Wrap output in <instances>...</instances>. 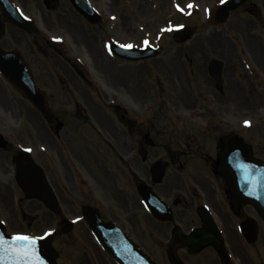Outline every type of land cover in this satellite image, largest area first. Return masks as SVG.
Instances as JSON below:
<instances>
[{
	"label": "flooded vegetation",
	"instance_id": "flooded-vegetation-1",
	"mask_svg": "<svg viewBox=\"0 0 264 264\" xmlns=\"http://www.w3.org/2000/svg\"><path fill=\"white\" fill-rule=\"evenodd\" d=\"M10 1L30 22L21 28L0 7V48L12 54L16 69L29 68L47 95L52 122L1 73L0 93L11 94L21 114L35 113L44 124L36 126L29 161L43 168L55 199L48 208L27 199L17 183L11 192L20 194L19 202L39 204L43 215L36 221L47 220L59 259L65 251L57 241L65 235L66 264H117L90 228L101 222L117 226L154 264H173L171 256L184 264H223L215 235L229 264H264V220L234 191L222 165L225 148L233 145L264 162V0H247L217 25L225 29L207 36L208 44L175 46L174 69L163 51L143 61L113 56L115 84L102 78L115 91L113 100L92 94L97 84L89 64L66 50L68 42L79 44L76 30L86 47L105 48L104 15L92 24L70 0ZM220 36L227 45L216 44ZM152 65L158 66L155 83ZM12 144L0 148L6 154L0 164L7 161L16 179L13 159L27 151ZM141 189L154 192L162 219L147 210ZM201 231L211 244L199 248L193 236Z\"/></svg>",
	"mask_w": 264,
	"mask_h": 264
},
{
	"label": "rangeland",
	"instance_id": "rangeland-1",
	"mask_svg": "<svg viewBox=\"0 0 264 264\" xmlns=\"http://www.w3.org/2000/svg\"><path fill=\"white\" fill-rule=\"evenodd\" d=\"M91 2L105 17L103 25V36L106 37L105 48L86 47L84 43L86 39H83L80 30L78 32L76 30L75 33L79 44L75 46L68 44V42L66 44L68 49L66 47V50L70 56L80 59L79 61L84 64L87 61L90 66L88 69L89 76L97 84V89L91 86L90 90L93 95H96V92L100 93L103 100H105L103 97L104 93L111 97V100H113L115 93L114 90L105 86L106 82L103 79L113 84L118 75L114 70V67H116L115 60L106 47L111 40H116L120 37L121 41L136 42L140 46L147 37L146 41L149 43L163 47V56H166L168 61L172 63L167 66L170 69H174L179 63L178 55L174 53L176 51L175 46L178 44L172 38L175 29L182 26L191 27L194 36L185 45L195 46L203 44V42L208 44L207 36L226 27L217 26L211 20L221 0H91ZM189 4H192L193 7L188 8ZM177 5H180L184 11L181 12ZM43 27L44 24L42 25ZM60 37L62 38V35ZM216 44L227 45L228 42L224 37L220 36L217 38ZM85 53L88 55H86L87 58L85 60L79 57V54L85 56ZM196 56L201 57V54H196ZM158 60H154V63ZM155 65H152L151 76L149 77L150 80H154V83L158 68ZM59 67L57 72L66 77ZM129 71L126 74H129ZM159 74L167 78V73L162 74L160 72ZM124 91L127 92L126 88H124ZM121 99L125 101L128 97L122 96ZM22 111L23 113L21 114L19 102L11 94L7 98L5 94L0 93V132L13 143V147L21 145L33 147L36 140V126H43L44 124L41 123L40 118L35 113H29L23 109ZM166 121H161V124L163 125ZM5 155H0V158ZM5 162L6 164H0V219L6 223L7 230L11 233L43 232L45 228L49 227V224H46L47 220L39 217L38 221H36L37 215L40 214L42 216L43 214L41 213L43 211L38 209L39 204L36 201L23 199L19 202L20 194L17 191L12 194L11 189L16 187V181L12 176L11 167L7 166V161ZM140 218L143 222H146L142 215H140ZM41 220H43L42 223ZM68 238L64 235L57 241L60 243L61 249L65 251L59 263L64 264L68 261L67 250L62 246L63 241L66 243ZM70 238L71 241L74 240L72 236Z\"/></svg>",
	"mask_w": 264,
	"mask_h": 264
},
{
	"label": "water",
	"instance_id": "water-1",
	"mask_svg": "<svg viewBox=\"0 0 264 264\" xmlns=\"http://www.w3.org/2000/svg\"><path fill=\"white\" fill-rule=\"evenodd\" d=\"M74 6L80 11L89 21L98 22L95 11L87 0H71ZM245 0H227L216 12L215 18L219 22L227 19L231 10L237 9ZM1 7L4 10H9L10 18L16 24L24 26L25 22L21 16H17L15 9L8 0H0ZM192 33L190 28H185L177 31L174 38L178 42H184L191 38ZM113 52L121 57L127 59H143L149 56H154L159 53V50L148 49L142 50H126L113 47ZM14 59L11 54L5 53L0 49V71L5 75L11 83L23 90L30 102L39 110L48 120H51L49 115V108L47 106L46 95L40 91L30 73V70L25 66L24 68L15 69ZM17 72V73H16ZM6 146V140L0 134V147ZM244 152V153H243ZM241 152L237 145L227 147L222 155L223 166L225 173L232 176L230 182L233 188L239 194L246 193L251 202L255 204L257 209L264 217V163L253 159V157L246 151ZM24 160L27 156H22ZM245 159H251L249 162ZM18 164L17 181L24 189L26 195L30 198H37L51 206V189L42 172L37 168L38 166L31 163H24L15 160ZM236 176L239 180H236ZM240 186L237 189V183ZM248 184L250 185L248 187ZM253 189V190H252ZM145 202L148 203V208L159 218H162L163 213L157 200L153 198L152 193L148 190L141 189ZM100 225V226H99ZM94 232L100 239L102 245L112 255L119 264H153L147 256L135 247L129 239L124 236L118 229L109 228L104 229L101 222L92 223ZM100 230H104L102 234ZM0 235L3 236L5 244L4 251L0 252L3 259L0 264H57V252L50 245V240L36 238V256H25L22 250H26L28 245L24 242H16L15 236H10L5 232L3 223L0 222ZM199 239L198 235L196 236ZM201 238H205L201 235ZM220 249V246H219ZM37 257L39 259H37ZM175 264H182L176 258H172Z\"/></svg>",
	"mask_w": 264,
	"mask_h": 264
},
{
	"label": "snow or ice",
	"instance_id": "snow-or-ice-1",
	"mask_svg": "<svg viewBox=\"0 0 264 264\" xmlns=\"http://www.w3.org/2000/svg\"><path fill=\"white\" fill-rule=\"evenodd\" d=\"M221 2H224V0H221ZM192 7H193L192 4L188 5V8H192ZM177 8L181 12L184 11V9L180 7V5H177ZM144 43H145V45H148L149 42L145 41ZM125 47L131 49L134 46L133 45H125ZM245 123L248 124L250 122H245ZM29 151H30V149H29ZM14 239L16 242H24L28 245L26 250H22L25 256H28L29 254L31 256H36V239L34 237H30V236H26V235H17V236H15ZM4 244H5V240H4L3 236L0 235V252L4 251V249H3ZM2 259H3V256L0 255V260H2ZM37 259H39V258L37 257Z\"/></svg>",
	"mask_w": 264,
	"mask_h": 264
}]
</instances>
